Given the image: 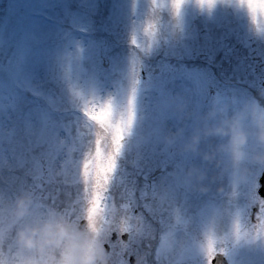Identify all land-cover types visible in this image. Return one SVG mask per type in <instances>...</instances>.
I'll use <instances>...</instances> for the list:
<instances>
[{
    "label": "snow or ice",
    "instance_id": "obj_1",
    "mask_svg": "<svg viewBox=\"0 0 264 264\" xmlns=\"http://www.w3.org/2000/svg\"><path fill=\"white\" fill-rule=\"evenodd\" d=\"M215 2L197 0L208 8ZM35 3L12 0L5 30L23 9L35 10ZM74 3L44 0L61 18L72 15ZM168 3L178 16L184 0ZM237 4L254 23L264 21V0H237ZM164 6L162 0H152L154 12ZM143 31L151 38L156 25L149 20ZM24 69L23 51L5 48L0 53V249L5 244L11 248L12 233L21 222L11 211L17 198L26 195L29 210L24 220L53 212L73 224L86 220L112 264H213L214 258L216 264H264V194L259 192L264 168L241 179L228 173L219 181L220 190L215 182L211 184L215 187L199 190L207 200L189 196L192 187L184 175L174 181L138 184L131 198L109 213V185L123 140L135 121V89L117 108L111 98L85 99L67 73V91L47 82L20 88L16 80ZM46 186L57 192L78 189L73 207L59 210L55 198L45 203ZM81 202L86 217L74 210ZM126 256L136 259L128 261Z\"/></svg>",
    "mask_w": 264,
    "mask_h": 264
},
{
    "label": "rangeland",
    "instance_id": "obj_2",
    "mask_svg": "<svg viewBox=\"0 0 264 264\" xmlns=\"http://www.w3.org/2000/svg\"><path fill=\"white\" fill-rule=\"evenodd\" d=\"M162 2L165 6L154 12L152 0H76L72 15L61 18L44 0H36L35 10L23 9L12 17L6 31L5 14L11 11L12 0H0V53L5 48L25 53V69L16 80L20 88L47 82L67 91V73L85 99L111 98L117 108L126 104L135 89V121L123 140L109 185V189L115 185L117 192L126 183L127 189L145 184L135 178L149 173L155 158L175 161L164 171L169 176L163 181H174L184 175L189 162H198V156L181 151V146L200 129L220 121L216 116L207 123L199 119V99L208 94L205 85L220 77L209 74L201 63L216 60V52L234 47L241 39L260 40L264 49V34L254 28L247 10L232 0H216L211 8L200 7L197 0H184L178 16L168 0ZM96 5L98 9L92 7ZM149 20L156 25L151 38L143 31ZM148 67L143 81L142 68ZM239 76L243 78L240 83L247 77L243 69ZM227 95L224 91L216 95L214 110L224 109L228 102L237 105L238 112H247L244 124L249 127L261 117L241 96ZM74 102L80 104L79 99ZM183 118L185 126L178 128L176 123ZM194 189L189 196L197 198ZM73 190L75 200L78 189L59 191L64 193L65 210L72 206ZM55 194L49 191L47 203Z\"/></svg>",
    "mask_w": 264,
    "mask_h": 264
},
{
    "label": "clouds",
    "instance_id": "obj_3",
    "mask_svg": "<svg viewBox=\"0 0 264 264\" xmlns=\"http://www.w3.org/2000/svg\"><path fill=\"white\" fill-rule=\"evenodd\" d=\"M232 2L240 7L237 0ZM252 24L264 34V21ZM246 115L240 111L210 123L181 146V151L199 157L198 162L191 161L183 169L191 187L205 190L215 182L220 190L223 184L219 181L228 173L241 179L264 168V118L257 117L249 127L244 124ZM28 210L29 197L19 196L11 215L20 217L21 222L12 233L11 248L5 244L0 249V264H112L100 237L86 220L83 225L73 224L53 212L27 221L23 217ZM81 215L86 217V208Z\"/></svg>",
    "mask_w": 264,
    "mask_h": 264
},
{
    "label": "flooded vegetation",
    "instance_id": "obj_4",
    "mask_svg": "<svg viewBox=\"0 0 264 264\" xmlns=\"http://www.w3.org/2000/svg\"><path fill=\"white\" fill-rule=\"evenodd\" d=\"M226 42L228 43V39H226ZM230 49L226 47V49L222 51L225 52V54H223V58L225 60H210L208 62H204L205 66L203 68H207L209 74L213 72L214 75L216 73L217 75H220L219 78L206 83L205 89L208 90V94H203V96H201V98L199 99V119L204 123H207L209 120H213L214 116H216V118L221 121L224 117L231 116L234 113L238 112V106L233 104L231 105L230 102L226 103L224 109L218 108L214 110L217 102V99H215V97L222 91L228 94V98H234L232 94L241 96L243 101L250 102L254 106L258 114L262 118H264V49H262L261 47V41L257 39H241L236 43L234 47ZM241 69H243V72L247 75L242 83L240 82L243 78H240L239 76ZM149 71V67L147 68V70H144L142 68L141 75L143 81L147 78L146 73H148ZM190 116L193 115H187L186 118L188 119V117ZM185 123L186 120H184L183 118L179 120L176 125L179 128L185 126ZM171 154L172 152L170 153V155ZM122 160H126V158L123 157ZM153 163L155 165L154 168L150 170L149 173L145 172L144 174H142L145 184L149 182L159 183L165 180V178H167L169 175H167L164 171L170 165H174L175 161L171 162V158H155L153 160ZM205 183H207V181ZM133 186L138 187V184H133ZM209 187L215 186L210 185ZM131 190L132 189L130 188L127 189V183L125 184L124 188L120 189V191L118 192L115 185L113 189H109L106 201L108 212L112 213L114 210L118 209L122 203L128 201L131 198ZM49 191L56 192V194L54 195V206L59 210H65L64 193H61L60 195L55 187L51 186L50 188L43 190L42 195L45 197V203H47V196ZM74 191L75 190H73L71 194L72 200L74 198ZM195 191L197 192V198L207 200L206 194L201 193L196 188L194 189V192ZM67 200L70 201L69 198H67ZM70 204L71 201L70 203H68V205ZM71 207H73V205ZM74 210L77 214H80L83 210V203L81 202L76 204L74 206ZM253 222L255 221L253 220ZM143 251L144 249L142 247L141 252ZM125 259H127L128 261H135L136 257L126 256ZM151 259L152 257H149V260ZM216 259L217 258H214L213 264H216Z\"/></svg>",
    "mask_w": 264,
    "mask_h": 264
},
{
    "label": "water",
    "instance_id": "obj_5",
    "mask_svg": "<svg viewBox=\"0 0 264 264\" xmlns=\"http://www.w3.org/2000/svg\"><path fill=\"white\" fill-rule=\"evenodd\" d=\"M260 183H261L262 187L259 189V192L261 194H264V176L260 177Z\"/></svg>",
    "mask_w": 264,
    "mask_h": 264
}]
</instances>
